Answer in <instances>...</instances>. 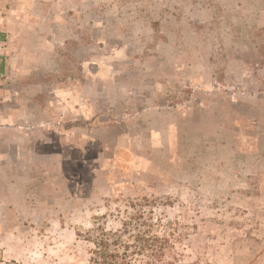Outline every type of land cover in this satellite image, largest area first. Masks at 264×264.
Here are the masks:
<instances>
[{
  "label": "rangeland",
  "instance_id": "obj_1",
  "mask_svg": "<svg viewBox=\"0 0 264 264\" xmlns=\"http://www.w3.org/2000/svg\"><path fill=\"white\" fill-rule=\"evenodd\" d=\"M0 33V264L136 213L176 264H264V0H0Z\"/></svg>",
  "mask_w": 264,
  "mask_h": 264
},
{
  "label": "trees",
  "instance_id": "obj_2",
  "mask_svg": "<svg viewBox=\"0 0 264 264\" xmlns=\"http://www.w3.org/2000/svg\"><path fill=\"white\" fill-rule=\"evenodd\" d=\"M147 223L136 213L117 230L98 228L89 233L94 245L89 264H176L173 240L151 235L144 226Z\"/></svg>",
  "mask_w": 264,
  "mask_h": 264
},
{
  "label": "crops",
  "instance_id": "obj_3",
  "mask_svg": "<svg viewBox=\"0 0 264 264\" xmlns=\"http://www.w3.org/2000/svg\"><path fill=\"white\" fill-rule=\"evenodd\" d=\"M4 40V35L0 33V41Z\"/></svg>",
  "mask_w": 264,
  "mask_h": 264
}]
</instances>
